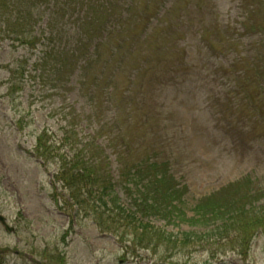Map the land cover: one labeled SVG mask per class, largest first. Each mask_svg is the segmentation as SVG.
<instances>
[{"label":"rangeland","instance_id":"obj_1","mask_svg":"<svg viewBox=\"0 0 264 264\" xmlns=\"http://www.w3.org/2000/svg\"><path fill=\"white\" fill-rule=\"evenodd\" d=\"M132 1L127 27L133 42L113 39L122 45L120 66L114 69L107 56L101 60L100 45L90 66L68 75L56 70L54 57L42 69L39 57L43 42H57L56 35L46 39L50 29H69L76 14L51 16L49 0H16L0 14V213L14 227L9 233L0 226V264H264V228L250 238L229 226L220 237L217 221L204 224L206 230L198 223L193 229L210 232L211 241L193 234L180 240L192 227L186 217L193 218L194 205L211 193L229 184L227 192L238 195L264 188L263 80L249 85L257 109L250 114L239 112L223 78L227 64L229 78L239 70L255 77L260 70L244 61L262 64L264 37L244 31L241 0H165L156 12L150 0ZM111 125L121 135L111 137L119 153L104 138ZM43 131L45 144L58 149L41 158L35 144ZM91 139V150L101 160L102 149L114 177L117 203L173 232L175 243L140 246L129 227L118 222L117 230L107 214L115 212L112 194L107 206L93 197L102 211L95 209L99 223L86 212L91 206L72 203L54 174L62 155L70 161ZM145 156L166 163L179 185L183 214L172 222L140 212L132 200L138 188L121 176L122 163Z\"/></svg>","mask_w":264,"mask_h":264},{"label":"trees","instance_id":"obj_2","mask_svg":"<svg viewBox=\"0 0 264 264\" xmlns=\"http://www.w3.org/2000/svg\"><path fill=\"white\" fill-rule=\"evenodd\" d=\"M44 1L48 2V0ZM49 1L52 3V5H50L51 16L53 13H58L62 16L70 13L71 16L76 14L77 19H74L71 27L67 30L62 27H55V30L54 28L50 29L49 36L46 39L50 42L54 41V35H56L57 42L52 45H45L43 42L44 47L41 49L39 57V62L43 66L41 67L42 69H45L50 58L54 57L56 62L52 64L55 66L56 70L59 72L62 71L61 73L63 75L71 74L77 68L83 70L90 66L100 45L101 60L103 57L107 56L106 62L114 69L120 66L118 56L120 55L119 52L122 50V45L113 39L122 41L123 44L126 40L133 42V37L135 35L130 34V32L128 33L127 27L131 24L129 9L130 5L133 3L132 0ZM10 2L14 5L16 4V0H0V14L8 9ZM241 2H244V13L240 16L244 31L251 35L257 34L264 37V0H241ZM146 5L148 6V4ZM150 5H153V11L156 12L159 7L161 8L166 4L165 0H150ZM198 12H200V10H198ZM166 16H168V13ZM177 17H180V15ZM144 30L145 28H142V32H144ZM112 32L117 33L115 38H111L110 34ZM44 33L45 32H43V35ZM147 33L144 36L147 37ZM63 37H67L65 42L62 41ZM105 40L107 41L103 44ZM261 44L264 46V40ZM104 46L107 50L103 48ZM258 54L260 55L262 64L260 62L256 63V60H253V62L249 61V63L243 60L244 65H251L250 69L260 70L261 73H255V77L243 76V71L239 70L237 73H234V78H229L230 75H232V71L227 67L228 64L225 66L223 78L233 89L231 100L234 101L236 106L237 104L240 105L238 106L240 109L239 112L242 110H249L251 114L252 111H257V109L253 107V104L255 105V99L253 93H249V85L252 82L258 85L260 80H263L261 88L259 85L258 88L264 89V51ZM233 60L234 59L230 60L232 65ZM102 64L104 63L102 62ZM237 65L238 64L235 66ZM109 84H111V82ZM235 87L239 88V92H235ZM104 90H106V88H104ZM104 120H106V118ZM110 122L116 125V123H114V118H111ZM108 123L109 122H106V124ZM116 127L118 126L116 125ZM108 130L109 131L105 133L104 137L108 142V147L117 150L119 153V149L117 145L113 143L111 137H114V135L116 137L121 135L115 132L112 125ZM45 132L46 131H43L37 136L35 144V155L41 158L46 157L49 153L52 154L53 151L58 149L53 145L45 144ZM92 144H94L93 139L86 140L83 147L78 148V150L73 153L74 155L69 158L70 161H68L66 155H62L59 159L60 166L55 172L54 177L57 182L63 183L65 188L70 190L69 199L73 200L72 203L78 205V208H81L82 205L91 206L93 209L92 212L91 210H86V212L88 211V213H93L92 215H94L97 210L101 215L102 211L93 203V197L96 196L98 198L101 202V206H107V202L104 199L109 201L108 197L112 194L110 201L115 204V212L107 211V214L112 219V222L115 223L114 227L117 228V230L118 222L126 228L129 227V231L131 230V233L135 235L133 240L135 239L134 241L137 245L144 243L148 246L149 242L158 241L159 239L166 242L170 241L171 243L172 239L177 238L176 235L172 236L173 232H165L164 228H157L155 225L151 224L149 220L144 221L142 217L136 216V212H127L125 210V205L122 203H117V195H114L116 194L114 192L116 184L112 181L114 177H109L104 153L101 149L100 160L98 158L100 154L94 153L91 150L90 147ZM119 156L121 155L119 154ZM118 161L122 163L121 158H119ZM138 161L139 162L134 164L127 162L121 164L123 170L121 176H123L128 183L138 188L136 196H133L132 192L129 193L134 197L132 200L133 203L136 204L135 207L138 206L139 211L147 215L150 214V216H155L158 214L163 219H170L171 222L179 218L180 214H183V210L179 204L180 202L182 203L183 197L181 190L178 188L179 185L175 180V176L171 174L170 170L167 168V164L157 159L153 160L148 156ZM232 185L233 184L227 185L222 193H219L222 189L211 193L205 201H200L199 204L197 203L194 205L192 208L193 218L189 219V217H186V219L190 221L192 227L189 230L182 231V237L180 238L181 243L183 242L182 238L183 240L185 239L184 237H189L185 239L189 240L190 234L194 236L198 235V239H210V241L213 239L210 232L204 234L199 230L203 233L202 234L193 229L198 223H203L202 226H204V228L202 229L206 230L204 224L217 221V224L223 226L220 232L224 231L223 235L221 234L220 237L227 234L226 231L229 229V226H232L231 229L233 230L234 227L240 228L243 231V235H245V237L248 235L250 238L251 236L249 234H254L259 229L264 228V196L261 201L260 199L254 200L253 198V196L256 195H264V188L253 191L255 194L247 188V190H249L248 192L238 195L235 191L227 192L228 187H233ZM82 188H84V191L81 190ZM95 188L97 189L95 190ZM89 194H92L91 197ZM83 195H85V197ZM138 200L140 202H138ZM95 219L98 223L100 222V218L98 219L95 216ZM122 221H126V224L121 223ZM105 227L110 228V225H105ZM175 241L172 243H175ZM175 262L176 263H171L177 264V261Z\"/></svg>","mask_w":264,"mask_h":264},{"label":"water","instance_id":"obj_3","mask_svg":"<svg viewBox=\"0 0 264 264\" xmlns=\"http://www.w3.org/2000/svg\"><path fill=\"white\" fill-rule=\"evenodd\" d=\"M0 223L1 225L3 226V228L6 230V231H12L13 230V227L9 226L6 221H5V217L0 214Z\"/></svg>","mask_w":264,"mask_h":264}]
</instances>
